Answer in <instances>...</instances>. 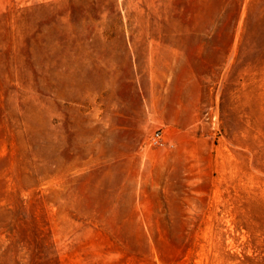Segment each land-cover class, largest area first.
<instances>
[{
  "label": "rangeland",
  "instance_id": "rangeland-1",
  "mask_svg": "<svg viewBox=\"0 0 264 264\" xmlns=\"http://www.w3.org/2000/svg\"><path fill=\"white\" fill-rule=\"evenodd\" d=\"M0 264H264V0H0Z\"/></svg>",
  "mask_w": 264,
  "mask_h": 264
},
{
  "label": "built area",
  "instance_id": "built-area-1",
  "mask_svg": "<svg viewBox=\"0 0 264 264\" xmlns=\"http://www.w3.org/2000/svg\"><path fill=\"white\" fill-rule=\"evenodd\" d=\"M150 143L153 145H163V134L160 129H157L150 138Z\"/></svg>",
  "mask_w": 264,
  "mask_h": 264
}]
</instances>
